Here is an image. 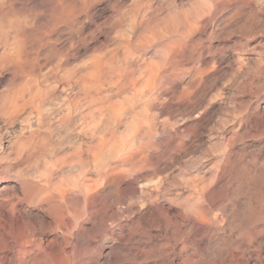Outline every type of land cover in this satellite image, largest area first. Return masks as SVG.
Listing matches in <instances>:
<instances>
[{
    "label": "rangeland",
    "instance_id": "1",
    "mask_svg": "<svg viewBox=\"0 0 264 264\" xmlns=\"http://www.w3.org/2000/svg\"><path fill=\"white\" fill-rule=\"evenodd\" d=\"M89 7L101 16L87 17L88 23L83 18L85 25L67 27L57 21L45 28V9L37 5L23 17L11 18L7 39L0 36V43H11L10 35L19 29L29 33L23 46L30 68L19 70L14 83L13 75L2 74L0 92L36 84L45 94L42 128L34 129V114L22 121L31 131L20 135L19 121L7 130L0 124V157L8 152L9 137H32L34 130L39 134L33 137H49L51 152L56 149L35 166L14 155L11 163L0 164V211L17 198L10 215L33 228L36 239L23 254L12 248L0 251V264H264V0H94ZM118 65L131 71L124 74ZM96 67L104 69L90 78ZM79 102H87L85 109L94 103L93 113L101 114L95 118L91 111L89 117L92 127L101 121L94 125L98 129L90 126L97 138L89 133L83 138L79 113L88 110L77 112ZM66 115L74 122L63 124ZM83 141L95 144L88 156L91 188L84 211ZM19 170L28 185L39 183L38 197L24 198ZM47 172L53 173L51 185L43 183ZM58 182L68 189L74 185L73 199L66 200L69 211L78 215L69 238L56 228L60 219L45 204L50 195L54 202H64L52 191Z\"/></svg>",
    "mask_w": 264,
    "mask_h": 264
},
{
    "label": "bare ground",
    "instance_id": "2",
    "mask_svg": "<svg viewBox=\"0 0 264 264\" xmlns=\"http://www.w3.org/2000/svg\"><path fill=\"white\" fill-rule=\"evenodd\" d=\"M94 0H0V36H2V37H4L5 39H7L6 37H7V34H8V31H10V33H12L11 32V26L13 25L12 24V20H11V18H13L14 16H19V17H21L22 15H23V13L24 12H26V11H29V10H31V9H33V8H35V7H37V5H40V7H42L43 9H45V13L43 12V14H42V17H43V21H44V23H45V28H48V27H52V26H55V22H57V21H62L61 23H63V24H66V26L68 27V25L67 24H76V25H80V24H84L85 23V21L84 22H82L83 21V18H87V17H90L92 20H95L96 19V17L97 16H101V14H97V12L95 13H93L92 11L93 10H89V6L90 5H92V2H93ZM106 1V0H105ZM112 1V0H111ZM100 2H102V1H100ZM118 2V1H117ZM112 3H114V2H112ZM122 3V2H121ZM120 3V4H121ZM135 3H137L136 1H135ZM110 4V3H109ZM134 4V3H133ZM137 5V4H136ZM139 5V4H138ZM29 6H31V8L30 9H28V7ZM15 7H19V8H15ZM94 7V6H93ZM92 7V8H93ZM134 8H136V7H134ZM95 9V8H94ZM133 10V9H132ZM134 10H137V8L136 9H134ZM133 10V11H134ZM34 11V10H33ZM96 11V10H95ZM103 11V10H102ZM101 11V12H102ZM141 11V10H140ZM136 12V11H135ZM31 13V12H30ZM42 13V12H41ZM99 13V12H98ZM103 13H107L106 11L105 12H103ZM134 13V12H133ZM138 13H139V11H138ZM137 13V14H138ZM141 13V12H140ZM139 13V14H140ZM151 13V12H150ZM38 14H40V13H38ZM144 14V13H143ZM102 15H105V14H102ZM133 15V14H132ZM31 16V15H30ZM139 16V15H138ZM144 16V15H143ZM151 16V15H150ZM23 17V16H22ZM36 17V16H35ZM135 17V16H134ZM137 17V16H136ZM28 18V17H27ZM34 18V17H33ZM98 18V17H97ZM100 18V17H99ZM101 18H103V17H101ZM139 18H142L141 16L139 17ZM138 18V19H139ZM32 19V18H31ZM88 20H86V22L88 21L89 22V18H87ZM90 19V20H91ZM104 19V18H103ZM131 19H134V18H131ZM27 20V19H26ZM30 20V19H29ZM34 20V19H33ZM99 20V19H98ZM106 20V19H105ZM134 20H137V19H134ZM35 21V20H34ZM97 21V20H96ZM28 22V21H27ZM38 22V21H37ZM36 22V23H37ZM87 22V23H88ZM98 22V21H97ZM132 22V21H131ZM14 23H17V22H15V20H14ZM92 23H93V21H92ZM96 23V22H95ZM103 23V22H102ZM101 23V24H102ZM129 23H130V21H129ZM134 23V22H133ZM140 23V22H139ZM34 24V23H33ZM101 24H99V25H101ZM131 24V23H130ZM136 24V23H135ZM138 24V23H137ZM85 25V24H84ZM140 25V24H139ZM138 25V26H139ZM43 26V25H42ZM65 26V25H64ZM63 26V27H64ZM81 26H83V25H81ZM131 26V25H130ZM14 27V26H13ZM13 27H12V29H13ZM19 27H21V26H19ZM97 27V26H96ZM133 27H134V25H133ZM45 28H44V30H45ZM65 28V27H64ZM82 28V27H81ZM132 28V27H131ZM136 28H137V25H136ZM43 29V28H42ZM95 30L94 31H96V28H94ZM130 29V28H129ZM139 29V28H138ZM14 31H15V29H13ZM20 30V29H19ZM18 30V32H16V33H13V36L11 37V35H10V38H11V40H12V42L11 43H9L8 41L10 40V39H8V40H5L4 39V41H2L1 43H0V76L2 75V74H10L12 77H11V82H15L16 81V78H17V75L16 74H18V72H19V70L20 71H22V72H24V70H25V68L29 71L30 70V68L25 64V61H24V57H25V46H23V44H24V41H25V38H27L28 37V32L26 33V30L25 29H23V32H20ZM29 30V29H28ZM31 30V29H30ZM47 30V29H46ZM35 31V30H34ZM59 31V30H58ZM134 31H135V29H134ZM137 31V30H136ZM140 31V30H139ZM48 32H49V30H48ZM51 32V31H50ZM57 32V31H56ZM55 32V33H56ZM9 33V34H10ZM53 33V32H52ZM128 33V32H127ZM130 33H132V32H130ZM41 34H43V32L41 33ZM45 34V33H44ZM47 34V33H46ZM137 34H139V33H137ZM49 35V34H48ZM57 35V34H56ZM56 35H53V36H56ZM130 35H132V34H130ZM135 35V34H134ZM140 35H142V34H140ZM140 35H138V36H140ZM138 36H137V38H138ZM122 37H124V36H122ZM126 37H128V36H126ZM125 37V38H126ZM132 37H133V35H132ZM46 38H47V35H46ZM49 38V37H48ZM130 38H131V36H130ZM33 39V38H32ZM58 39V38H57ZM133 40L134 39H136V36L135 37H133L132 38ZM0 40H1V38H0ZM14 40V41H13ZM138 40V39H137ZM45 41V40H44ZM53 41V40H52ZM59 41V40H58ZM128 41H130V40H128ZM140 41H141V39H140ZM126 42V41H125ZM124 42V43H125ZM131 42V41H130ZM130 42H129V44H130ZM133 42V41H132ZM138 42H139V40H138ZM138 42H137V44H138ZM128 43V42H127ZM126 43V44H127ZM136 43V42H135ZM45 44H46V42H45ZM120 44V43H119ZM134 44V43H133ZM137 44H135L136 46H137ZM141 44V43H140ZM44 45V44H43ZM48 45H50V44H48ZM97 45V44H96ZM122 45V44H121ZM128 45V44H127ZM139 45V44H138ZM40 46V45H39ZM130 46V45H129ZM131 46H132V44H131ZM136 46H134V47H136ZM103 47V46H102ZM116 47V46H115ZM121 47H123V46H121ZM124 47L125 48H127V46L126 45H124ZM139 47V46H138ZM133 48V47H132ZM100 49H101V47H100ZM114 49V48H113ZM127 49H129V48H127ZM116 50V49H115ZM130 50V49H129ZM132 50V49H131ZM137 50V49H136ZM93 51V50H92ZM110 51V50H109ZM114 50H112V52H113ZM106 52H108V51H106ZM128 52V51H127ZM135 52V51H134ZM101 53H103L102 51H101ZM101 53L99 54V53H97V54H99V55H101ZM110 56H111V54H110V52L108 53ZM98 55V56H99ZM104 55H105V53H104ZM126 55V54H125ZM128 55V54H127ZM95 56H97V55H95ZM94 56V57H95ZM97 56V57H98ZM102 56V55H101ZM101 56H99L100 57V59H102V57ZM114 56V55H113ZM129 56V55H128ZM96 57V58H97ZM98 57V58H99ZM90 58V57H89ZM89 58L87 59L88 61H89ZM103 58H104V56H103ZM116 58V57H115ZM91 59V58H90ZM94 59V58H93ZM118 59V58H117ZM125 59V58H124ZM132 59V58H131ZM96 60V59H95ZM110 60H112V59H110ZM109 60H107V62H108ZM114 61V60H113ZM143 61V60H142ZM105 63V62H104ZM109 63V62H108ZM111 63V62H110ZM130 63V62H129ZM134 63V62H133ZM88 64V63H87ZM106 64V63H105ZM113 64V63H112ZM132 64V63H131ZM131 64L129 65V66H131ZM85 65V64H84ZM114 65V64H113ZM117 64H115V66H116ZM132 65H134V64H132ZM154 65V64H153ZM119 66V65H118ZM129 66H128V68H129ZM136 66H137V64H136ZM139 66V65H138ZM142 67H144L143 65H141ZM141 66H139L140 68H141ZM146 66L147 67H149L150 65L149 64H147L146 63ZM155 66V65H154ZM158 66V65H157ZM36 67V66H35ZM104 67H106V66H104ZM110 67H111V64H110ZM120 67V66H119ZM122 67H125V66H122ZM133 67V66H132ZM152 65H151V69H152ZM156 67V66H155ZM164 67V66H163ZM32 68V67H31ZM103 68V67H102ZM101 68V69H102ZM107 68V67H106ZM105 68V69H106ZM112 68H113V66H112ZM128 68H124L123 70H125L124 72L126 73V70L127 71H131V69L129 70ZM138 68V67H137ZM88 69V68H87ZM100 69V70H101ZM104 69V68H103ZM102 69V70H103ZM116 69V68H115ZM120 69H121V67H120ZM120 69H118V70H120ZM133 69H135V68H133ZM139 69V68H138ZM80 70H83V69H80ZM80 70H79V72H80ZM97 70V67L95 68V71ZM100 70H98V71H96V73H94V71H93V73L94 74H92L91 76H90V78H94L96 75H98L99 74V72H100ZM112 70H114V68L112 69ZM123 70L121 69V71H122V73H124L123 72ZM154 70H155V68H154ZM153 70V71H154ZM159 70V69H158ZM163 70V69H162ZM84 71V70H83ZM116 71H117V69H116ZM134 71V70H133ZM140 71H142V70H140ZM147 71H150V70H147ZM146 71V72H147ZM152 71V70H151ZM156 71H157V68H156ZM155 71V72H156ZM34 72V71H33ZM85 72H87V71H85ZM88 72H89V70H88ZM87 72V73H88ZM103 72V71H102ZM120 72V71H119ZM129 72H127V73H129ZM136 73H138L139 71L137 70V71H135ZM143 72H144V70H143ZM160 72H161V70H160ZM159 72V73H160ZM114 73V72H113ZM124 73V74H125ZM141 73V72H140ZM150 73V72H149ZM154 73V72H153ZM158 73V72H157ZM164 73V72H163ZM81 74V73H80ZM82 74H84V72L82 73ZM104 74H105V77H107L106 76V74H107V72L105 73V71H104ZM108 74H110L111 75V72L110 73H108ZM130 74V73H129ZM133 74V73H132ZM132 74H130L131 75V77H132ZM135 74V73H134ZM142 74V73H141ZM156 74V73H155ZM154 74V75H155ZM100 75V74H99ZM98 75V76H99ZM114 75V74H113ZM117 75H119V74H117ZM128 75V74H127ZM126 75V76H127ZM135 75H137V74H135ZM135 75H133V77L135 76ZM156 75H159V74H156ZM161 75V74H160ZM24 76V75H23ZM80 76V75H79ZM81 76H83V75H81ZM85 76H86V74H85ZM102 76H104V75H102ZM101 76V77H102ZM112 76V75H111ZM122 76V75H121ZM141 76L142 75H140V76H138V77H140L141 78ZM144 76H146L145 74H144ZM144 76H142V78L144 77ZM153 76V74H151L150 75V78H153L152 77ZM105 77H102V78H105ZM115 77V79H116V76H114ZM119 77V76H118ZM124 77V76H123ZM130 77V78H131ZM155 77V76H154ZM156 77H158V76H156ZM155 77V78H156ZM78 78V77H77ZM95 78H97V77H95ZM99 78V77H98ZM102 78H100V80H102ZM110 78H112V77H109V80H111ZM121 78V77H120ZM125 78V77H124ZM127 78V77H126ZM126 78H125V81H127L126 80ZM129 78V79H130ZM136 77H134L133 79H135ZM140 78H139V80H140ZM141 78V80H143ZM150 78H149V80H150ZM154 78V79H155ZM26 79H28V78H26ZM25 79V80H26ZM112 79H114V78H112ZM128 79V80H129ZM145 79H146V77H145ZM160 79V78H159ZM96 80V81H95ZM94 81L97 83V79H95ZM105 80V79H104ZM108 80V79H107ZM132 80V79H131ZM136 80V79H135ZM139 80H137L138 82H139ZM149 80H146V81H149ZM153 80V79H152ZM28 81V80H27ZM37 81V80H36ZM103 81V80H102ZM112 81H114V80H112ZM116 81V80H115ZM114 81V82H115ZM118 81H120V80H118ZM117 81V82H118ZM124 81V82H125ZM130 81V80H129ZM92 83V84H94L93 86H95V84L96 83ZM124 82H122L121 81V83L122 84H124ZM132 82V81H131ZM134 83H135V81H133ZM144 82H145V80H144ZM143 82V84H145ZM153 82L154 81H152V86H154V84H153ZM161 82V81H160ZM25 83V82H24ZM81 83H84V84H86V80H83ZM80 83V84H81ZM100 83V85H101V82H99ZM120 83V85H122ZM74 84V83H73ZM105 84V83H104ZM108 84H109V81H108ZM108 84H105L106 86L108 85ZM112 84V82L110 83V85ZM126 84V83H125ZM123 85V86H119V87H122V90L125 88L124 86H126V85ZM131 84V83H130ZM139 84V83H138ZM147 84V83H146ZM103 85V84H102ZM101 85V86H102ZM104 85V86H105ZM114 85V84H113ZM113 85H111V86H113ZM128 85V84H127ZM142 85V84H141ZM140 84L139 85H137V86H141ZM149 85H150V82H149ZM20 86V85H19ZM18 86V87H19ZM78 85L76 84V86H74V87H77ZM93 86H91L90 88H92ZM109 86V85H108ZM107 86V87H108ZM136 86V87H137ZM143 86V85H142ZM37 86H36V84H34V85H32L31 87L27 84V86H26V88L25 89H23V87H22V85H21V87H19V88H16L15 87V89L12 91H9V90H7V91H2V92H0V124H1V126L2 127H4L3 129H5L6 128V130H7V128H9V127H11L12 125H14V123H18V121L20 122V125H21V129L19 130V134L18 135H20V132H22V131H24L25 129H26V127L27 126H22V121H24L26 118H30L29 116H31L32 114H34V118H35V121H36V127H34V129H37V128H40L41 127V119H40V116H41V114H40V110L42 109V105H43V94H41L42 92L40 91V89H39V86L36 88ZM98 87H99V84H98ZM117 87H118V84H117ZM116 87V89H118ZM124 87V88H123ZM128 87V86H127ZM126 87V88H127ZM147 87V86H146ZM150 87H151V85H150ZM88 88V87H87ZM100 88V87H99ZM101 88H103V87H101ZM115 88V87H114ZM113 88V89H114ZM130 88V87H129ZM133 88V87H132ZM139 88H141V87H139ZM78 89V88H77ZM86 89V88H85ZM97 89V88H96ZM104 89V88H103ZM135 90H136V88H134ZM138 89V88H137ZM143 89V90H142ZM141 90H142V92L143 91H145L146 89L143 87ZM145 89V90H144ZM151 89V88H150ZM83 90V89H82ZM86 90H88V89H86ZM94 90H95V87H94ZM105 90H107V89H105ZM115 90V89H114ZM126 90V89H125ZM139 90V89H138ZM79 91V90H78ZM93 91V90H92ZM96 91V90H95ZM110 91H112L111 89H110ZM133 91V90H132ZM137 91V90H136ZM82 92V91H81ZM90 92V91H89ZM118 92H120V90L118 91ZM134 92V91H133ZM139 92V91H138ZM141 91H140V93H142ZM147 92H149V91H147ZM95 93H97V91L95 92ZM99 93V92H98ZM108 93V92H107ZM116 93V92H115ZM135 94H136V92H134ZM145 93H146V91H145ZM156 93V92H155ZM87 94V93H86ZM90 94V93H89ZM100 94V93H99ZM103 95L105 94V98H107L106 97V93H102ZM102 94H100V95H102ZM109 94H110V92H109ZM112 94V93H111ZM77 95V94H76ZM85 95V94H84ZM93 95V94H92ZM95 95V94H94ZM93 95V96H94ZM118 94H116V96H117ZM121 95V94H120ZM127 95V94H126ZM134 95V94H133ZM147 95V94H146ZM162 95V94H161ZM44 96H45V94H44ZM78 96H80V95H78ZM97 96V95H96ZM114 97H116L115 96V94L113 95ZM143 96V95H142ZM150 96V95H149ZM103 97V96H102ZM136 97V96H135ZM80 98V97H79ZM92 97H89V99H91ZM108 98H109V95H108ZM112 97L110 96V98L109 99H111ZM128 98V97H127ZM130 98H132V97H130ZM156 98V97H155ZM45 99V98H44ZM85 99V98H84ZM83 99V100H84ZM97 99V98H96ZM96 99H95V101H94V99H93V101L96 103L97 101H99V100H97L96 101ZM108 99V100H109ZM117 99V98H116ZM125 99V98H124ZM82 100V99H81ZM85 100H87V98L85 99ZM102 100V99H101ZM105 100H107V99H105ZM107 100V101H108ZM112 100H113V98H112ZM132 100V99H131ZM88 101V100H87ZM116 101L117 100H115V103H116ZM140 101V100H139ZM156 101V100H155ZM82 102V101H81ZM81 102H79L78 104H79V106H77V107H75V110L78 112V109L79 108H83V107H85L84 106V104L85 103H87V102H85L84 104L83 103H81ZM89 102V101H88ZM91 102V101H90ZM102 102H103V100H102ZM102 102L100 101V104H102ZM120 102H121V100H120ZM120 102H118V103H120ZM130 101L128 100V103H129ZM107 103V102H106ZM111 103V102H110ZM133 103V106H134V103H135V101L133 102V101H131V104ZM90 104H94V103H90ZM90 104H86V109L85 108H83V109H85V110H88V111H85V113H79V115L78 114H76V116L78 115L79 117H80V121H81V126H82V132L84 133L83 135L85 136L86 135V137H83L82 135H80V136H82L83 138H85V140H87L89 137V135H91V133H90V126L92 127V125H90V112L93 110L92 108L94 107V105H93V107H90ZM97 104V103H96ZM117 104V103H116ZM130 104V103H129ZM98 105H99V103H98ZM103 105H104V102H103ZM106 105V104H105ZM110 105V104H109ZM114 105V104H113ZM126 105V104H125ZM111 106V105H110ZM127 106V105H126ZM131 106V108H132V105H130ZM98 107V106H97ZM96 107V108H97ZM104 107V106H103ZM102 106H101V108L104 110V108H103ZM106 107V106H105ZM118 107V106H117ZM123 107V106H122ZM129 107V106H128ZM127 107V108H128ZM134 107H136V106H134ZM100 108V107H99ZM115 108V107H114ZM113 108V109H114ZM119 108V107H118ZM98 109V108H97ZM121 109V108H120ZM119 109V112L121 111ZM129 109V111H130V108H128ZM133 109V108H132ZM106 110H107V107H106ZM105 110V111H106ZM111 110V109H110ZM114 110H118V109H114ZM124 110V109H123ZM126 110V109H125ZM134 110H136V108H134L133 109V111ZM73 111V110H72ZM95 111H97L98 112V110H95ZM107 111H109V109L107 110ZM127 111V110H126ZM132 111V110H131ZM69 112V111H68ZM74 112V111H73ZM72 112V113H73ZM81 112V111H80ZM97 112H94L95 114H97ZM101 112H104V111H101ZM111 112H113L112 110H111ZM117 112V111H116ZM122 112V111H121ZM124 112V111H123ZM122 112V113H123ZM128 112V111H127ZM92 113H93V111H92ZM93 113V114H94ZM105 113V112H104ZM125 113V112H124ZM123 113V114H124ZM70 114V113H69ZM74 114V113H73ZM110 114V113H109ZM109 114H107V115H109ZM92 115V114H91ZM98 115L99 114H97V117H95V118H98ZM101 115V114H100ZM99 115V116H100ZM102 115H103V113H102ZM106 115V116H107ZM111 115V114H110ZM115 115V114H114ZM119 115H122L121 113L119 114ZM125 115H126V113H125ZM71 116V115H70ZM75 116V117H76ZM92 116H94V115H92ZM104 116H105V114H104ZM104 116H102V117H104ZM117 116V115H116ZM63 117V116H62ZM73 117V115L71 116V118ZM112 117V116H111ZM119 117V116H118ZM77 119H78V117H76ZM95 118H93V119H95ZM113 118V117H112ZM74 119V118H73ZM72 119V120H73ZM109 119H111V118H109ZM119 119V118H118ZM117 119V120H118ZM121 119H122V117H121ZM63 121H62V123L63 122H67V124H65V123H63V124H65V125H68L69 124V121L70 122H74V121H72L71 119H70V117H69V115H66V116H64V119H62ZM76 120V119H75ZM97 121H95L96 123L95 124H97L98 125V121H100V119L98 120V119H96ZM101 120H102V118H101ZM114 120V119H113ZM117 120H115V121H117ZM78 121V120H77ZM101 122V121H100ZM114 122V121H113ZM117 122H119V121H117ZM122 121H120V123H121ZM76 123V122H75ZM79 123V122H78ZM94 123V122H93ZM102 123H104L103 121H102ZM107 123V122H106ZM119 123V124H120ZM71 124V123H70ZM94 124V125H95ZM100 124V123H99ZM32 125V124H31ZM93 125V127H95ZM107 125V124H106ZM106 125H105V127H106ZM112 125H116V124H113L112 123ZM1 126H0V128H1ZM30 126V125H29ZM79 126V128L81 127L80 125H78ZM99 126V125H98ZM103 126H104V124H103ZM32 127V126H31ZM31 127H28V129L31 131ZM92 127V128H93ZM105 127H103V128H105ZM109 127H111V126H109ZM114 127L115 126H113V127H111V129L113 128L114 129ZM25 128V129H24ZM42 128V127H41ZM78 128V129H79ZM91 128V129H92ZM27 129V130H28ZM33 129V130H34ZM72 129V128H71ZM80 129V130H81ZM95 129H98V127L96 128L95 127ZM95 129H93L94 131H95ZM112 129V130H113ZM27 130H25V131H27ZM73 130H74V128H73ZM101 129H99V131H100ZM103 130H105V129H103ZM110 130V129H109ZM111 130V131H112ZM1 131V130H0ZM24 131V132H25ZM29 131V132H30ZM36 131H38V130H34L33 132H30V136H32V137H24V136H20V137H9L10 139V141L8 142L9 143V145H6V147L8 148V152H6L5 153V155H3V153H1L4 157H0V164L1 163H11L10 161L13 159V158H11L10 159V156L11 155H14L16 158H17V160L20 158V159H24V161L23 162H25V163H31V164H33V163H35L34 164V166L35 165H37V164H39V159H45V157H47V154H48V152H50V153H52V152H54V151H52L51 152V150H53V143L51 144L50 143V139H49V137H33L34 135L36 136V134L38 135L39 133H37ZM69 131V130H68ZM67 131V132H68ZM71 131V130H70ZM79 131V130H78ZM80 133H81V131H79ZM93 132V131H92ZM101 132V131H100ZM105 132V131H104ZM114 132V131H113ZM112 132V133H113ZM4 133V132H3ZM7 133V132H6ZM23 133V132H22ZM26 133V132H25ZM76 133V132H75ZM78 133V132H77ZM76 133V134H77ZM88 133H89V135H88ZM8 134V133H7ZM95 134V133H94ZM107 134V133H106ZM109 134V133H108ZM3 135V134H2ZM13 135V134H12ZM15 135V134H14ZM22 135V134H21ZM88 135V136H87ZM96 135H98L97 133H96ZM102 135V134H101ZM0 136H1V134H0ZM8 136H10L9 134H8ZM27 136H28V134H27ZM91 136H95V135H91ZM90 136V137H91ZM98 136H100V135H98ZM106 136V135H105ZM108 136V135H107ZM111 136V135H110ZM96 137V136H95ZM97 138V137H96ZM93 139H95V138H93ZM98 139H100V138H98ZM107 140V139H106ZM90 141V140H89ZM89 141H87L88 142V144L87 143H85L84 141V143L83 144H81L80 146H79V148H84V149H82L81 150V154L83 155L84 154V160H82V165H83V170H82V182H81V194H82V199H83V202H82V210L84 211L85 210V208H86V206H87V197H88V194H89V190H90V186L91 185H89L90 183V181H89V179L87 178V173H88V171H89V159H88V156L90 155L89 153H90V151H91V146L93 145V144H89ZM96 141H98V140H96ZM0 142H1V140H0ZM92 142V141H91ZM92 143H94V142H92ZM96 143V142H95ZM99 144V143H98ZM95 145V144H94ZM93 145V146H94ZM93 146H92V148H93ZM102 146V145H101ZM105 146V145H104ZM3 146H1L0 145V152H2V150H3V148H2ZM75 147V146H74ZM104 148V147H103ZM94 149H95V147H94ZM105 149V148H104ZM75 150H76V148H75ZM97 150V149H96ZM95 150V151H96ZM4 151V150H3ZM6 151V150H5ZM73 152V151H72ZM92 152V151H91ZM49 153V154H50ZM103 153V152H102ZM93 154V153H92ZM96 154V153H95ZM85 155H86V157H85ZM74 156H76V155H74ZM73 156V157H74ZM81 156V155H80ZM14 157V158H15ZM41 157V158H40ZM77 157H79V156H77ZM76 158V157H75ZM15 160V159H14ZM76 160V159H75ZM13 161V160H12ZM77 161H79V160H77ZM46 162V161H45ZM94 162V161H93ZM30 164V165H31ZM9 165V164H8ZM90 165H91V162H90ZM108 166H110V165H108ZM114 168H115V166H113ZM1 168V167H0ZM23 168V167H22ZM2 169V168H1ZM4 169H5V171H4ZM3 169V172H4V174H7V172H6V169L7 168H4ZM11 169H12V167H11ZM109 169H110V167H109ZM111 169H112V167H111ZM9 170V169H8ZM24 170V169H23ZM22 170V171H23ZM27 170H29V169H27ZM26 170V171H27ZM104 170H106V169H104ZM11 171V170H10ZM22 171H20L19 170V173H20V175L19 176H17V179L19 180V182L21 183L20 184V186H19V189H21V191H22V193H23V195H24V198H27V197H30V196H35V197H38L39 196V193H41V191H42V189H41V187L39 186V183H31L30 185H28L26 182H24V180H25V178L23 177V175L21 174V172ZM30 171H31V169H30ZM109 172H110V170H108ZM33 172V171H32ZM23 173V172H22ZM34 173H37V172H34ZM34 173L32 174V175H34ZM24 174V173H23ZM25 174H27V173H25ZM40 174H42V173H40ZM31 175V176H32ZM25 176V175H24ZM28 176H30V175H28ZM36 176V175H35ZM42 176H44V181H43V183H45V184H50V180H51V176L53 177V173L52 172H47V175H45V173L44 174H42ZM143 176V175H142ZM34 177V176H33ZM37 177V176H36ZM36 177H34V178H36ZM39 177V176H38ZM139 177H140V175H139ZM30 178V177H29ZM50 178V179H49ZM52 181V180H51ZM62 181V180H61ZM57 184H59V185H57ZM55 183V185L56 186H58V187H56V188H54V187H52L53 188V190L52 191H54V192H56V196H57V198L58 199H60V201L62 200V201H64V202H62V203H56V202H54L52 199L54 198L53 196H51L50 195V198H49V200H47L46 202L47 203H45L46 204V207H48L49 209H52V210H54V213L56 214V219L58 218V219H60V221H58V223H56L57 224V226H56V228L57 229H60V230H62L60 233L62 234V235H64L65 237H67V238H69L71 235H72V232H74V228H75V220H76V215H78V214H76L75 215V213L73 212V213H71L70 211H69V205L71 204V203H68L67 201L68 200H66V199H69V200H72L73 199V188H74V185H72V186H70L72 189H68V188H64V187H62L61 186V182H58V183ZM43 185V184H42ZM51 185V184H50ZM49 185V186H50ZM67 185V184H66ZM48 187V186H47ZM44 189V188H43ZM55 189V190H54ZM49 189H47L46 191H48ZM14 191H15V189H14ZM77 191V190H76ZM79 191V190H78ZM12 193H13V191H12ZM15 193H17V192H15ZM14 194V193H13ZM48 198V197H47ZM17 199V198H16ZM15 198H11V199H9L8 200V202H7V205H6V210H5V212H3V211H0V251H1V253L2 252H4V251H6V250H9V249H15V251H17L18 253H21V254H23L24 252H26V250L28 249L27 248V246L25 247V245L27 244V243H29L30 241L32 242H34L35 243V241H36V239H35V237H34V229L33 228H31V227H28L27 226V224L26 223H19V221H18V219L17 218H15V217H12L11 215H10V213H12L13 211H16V202L17 201H14V200H16ZM18 200V199H17ZM39 201H40V199H38ZM37 200V201H38ZM41 202H43V200L41 201ZM57 202H59V200L57 201ZM71 206V205H70ZM1 207V206H0ZM2 208V207H1ZM44 208V207H43ZM71 209V208H70ZM19 211V210H18ZM5 213H7L8 214V216L9 217H7L6 215H5ZM70 213V214H69ZM14 214V213H13ZM82 215V214H81ZM36 217V216H35ZM67 218V219H66ZM22 219V218H21ZM24 220V219H23ZM25 220H27V219H25ZM64 220H67V222L66 223H64ZM22 221V220H21ZM27 221H29V220H27ZM40 221V220H39ZM30 222V221H29ZM38 222V221H37ZM31 223V222H30ZM35 226H37L36 224H35ZM50 226V225H49ZM77 226V225H76ZM78 227V226H77ZM36 233V232H35ZM32 239V240H31ZM32 245V244H31ZM72 247H74V245L72 246ZM76 247V246H75ZM10 251V250H9ZM52 252V251H51ZM48 253V252H47ZM65 258V257H64ZM66 259V258H65ZM35 261V260H34ZM36 262H39V261H36ZM35 264V263H34ZM53 264V263H52Z\"/></svg>",
    "mask_w": 264,
    "mask_h": 264
}]
</instances>
